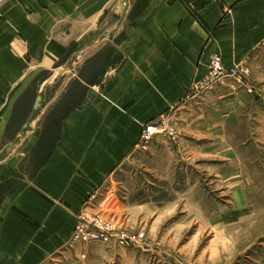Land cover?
<instances>
[{
	"label": "crops",
	"instance_id": "0c3cea01",
	"mask_svg": "<svg viewBox=\"0 0 264 264\" xmlns=\"http://www.w3.org/2000/svg\"><path fill=\"white\" fill-rule=\"evenodd\" d=\"M262 46L264 0L2 3L0 264L63 257L78 216L100 211L91 197L104 189L108 196L134 156L141 127L182 101L208 55L218 53L228 69ZM45 93L46 102L61 97L56 106H72L58 119L45 163L25 173ZM37 96L41 106L33 111ZM26 134L21 146L16 140Z\"/></svg>",
	"mask_w": 264,
	"mask_h": 264
},
{
	"label": "rangeland",
	"instance_id": "374dc122",
	"mask_svg": "<svg viewBox=\"0 0 264 264\" xmlns=\"http://www.w3.org/2000/svg\"><path fill=\"white\" fill-rule=\"evenodd\" d=\"M223 66L236 73L196 90L206 65L182 101L141 127L159 134L145 152L137 139L108 196L104 189L92 199L100 211L86 212L109 228L70 239L72 247L48 264H264V46ZM45 95L33 115L43 142L25 158V173L45 156L55 124L72 106ZM28 137L16 141L24 146Z\"/></svg>",
	"mask_w": 264,
	"mask_h": 264
},
{
	"label": "built area",
	"instance_id": "2783aa9c",
	"mask_svg": "<svg viewBox=\"0 0 264 264\" xmlns=\"http://www.w3.org/2000/svg\"><path fill=\"white\" fill-rule=\"evenodd\" d=\"M6 0H0V6L2 3H4ZM236 73V70L233 69L231 71H226L222 64V60L218 54H210L208 58V64H207V71L203 79L200 81H195L193 83L194 89H209L211 88L214 83L217 81H220V79H223L227 76H231ZM159 134L158 128L153 125H147L145 126L139 134L137 146L136 148L139 151L145 152L148 150V147L152 141V138ZM96 196L93 195L91 197L92 199H95ZM108 229V225L103 224L100 217L96 216H90L86 213H82L80 216H78L76 223L74 225L72 234H71V241H86L87 239H91L95 236L93 234L94 230H103Z\"/></svg>",
	"mask_w": 264,
	"mask_h": 264
},
{
	"label": "trees",
	"instance_id": "16d2710c",
	"mask_svg": "<svg viewBox=\"0 0 264 264\" xmlns=\"http://www.w3.org/2000/svg\"><path fill=\"white\" fill-rule=\"evenodd\" d=\"M146 1L147 0H140V5H143V3H145ZM54 129H55V135H53V138L50 141V143H51L50 144V147H49L47 153L45 154V156H43L40 159V161L37 164L36 168L42 166L45 163V161L47 160V158L49 157V155L52 153V151L54 149V146H55V144L57 142V139H58V122L55 124V128ZM42 142H43V140L41 138H39L38 141H37V143H36V145H35V147L33 148L32 152H34L35 148L39 147L40 144H42Z\"/></svg>",
	"mask_w": 264,
	"mask_h": 264
},
{
	"label": "water",
	"instance_id": "95a60500",
	"mask_svg": "<svg viewBox=\"0 0 264 264\" xmlns=\"http://www.w3.org/2000/svg\"><path fill=\"white\" fill-rule=\"evenodd\" d=\"M41 102H42V97L41 96H37L36 99H35V102L33 104V107H32L33 111H37L40 108ZM26 128H27V124H24L23 125V129H26Z\"/></svg>",
	"mask_w": 264,
	"mask_h": 264
}]
</instances>
